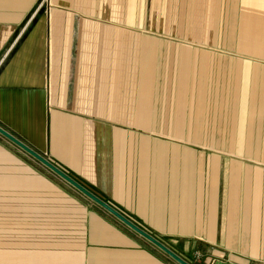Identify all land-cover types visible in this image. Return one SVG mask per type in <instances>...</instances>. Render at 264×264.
<instances>
[{
  "label": "crops",
  "instance_id": "0c3cea01",
  "mask_svg": "<svg viewBox=\"0 0 264 264\" xmlns=\"http://www.w3.org/2000/svg\"><path fill=\"white\" fill-rule=\"evenodd\" d=\"M0 126L190 264L264 262V0H0ZM0 252L179 264L1 134Z\"/></svg>",
  "mask_w": 264,
  "mask_h": 264
},
{
  "label": "water",
  "instance_id": "95a60500",
  "mask_svg": "<svg viewBox=\"0 0 264 264\" xmlns=\"http://www.w3.org/2000/svg\"><path fill=\"white\" fill-rule=\"evenodd\" d=\"M0 134L13 142L15 145L20 147L22 150H24L26 153L31 155L33 158L38 160L41 164L46 166L48 169L53 171L55 174H57L59 177H61L63 180L71 184L73 187H75L77 190H79L81 193H83L85 196H87L89 199H91L93 202L98 204L100 207L114 215L116 218H118L120 221H122L124 224H126L128 227H130L132 230L140 234L141 236L145 237L149 241H151L153 244H155L157 247H159L163 252L168 254L173 260H175L179 264H190L186 260H184L182 257L177 255L175 252L170 250L167 246H165L163 243L155 239L153 236L139 228L137 225H135L131 220H129L125 215H123L121 212L116 210L111 205L107 204L94 194H92L90 191H88L85 187H83L81 184H79L77 181H75L72 177H70L67 173H65L63 170H61L59 167L54 165L52 162H50L48 159H46L44 156L27 146L24 142L16 138L14 135L6 131L0 126ZM214 264H227L223 262H215Z\"/></svg>",
  "mask_w": 264,
  "mask_h": 264
},
{
  "label": "rangeland",
  "instance_id": "374dc122",
  "mask_svg": "<svg viewBox=\"0 0 264 264\" xmlns=\"http://www.w3.org/2000/svg\"><path fill=\"white\" fill-rule=\"evenodd\" d=\"M195 143H196L197 145H199V146H202V145L205 146V141H204V142H195ZM0 254L3 255V256H6V255H7V256H10V254H8V253L5 254V253L0 252ZM199 264H200V263H199Z\"/></svg>",
  "mask_w": 264,
  "mask_h": 264
},
{
  "label": "built area",
  "instance_id": "2783aa9c",
  "mask_svg": "<svg viewBox=\"0 0 264 264\" xmlns=\"http://www.w3.org/2000/svg\"><path fill=\"white\" fill-rule=\"evenodd\" d=\"M260 264H264V262L263 263H260Z\"/></svg>",
  "mask_w": 264,
  "mask_h": 264
}]
</instances>
